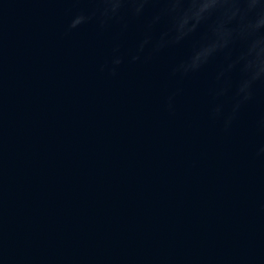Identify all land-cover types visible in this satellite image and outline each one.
<instances>
[{"label": "water", "instance_id": "obj_1", "mask_svg": "<svg viewBox=\"0 0 264 264\" xmlns=\"http://www.w3.org/2000/svg\"><path fill=\"white\" fill-rule=\"evenodd\" d=\"M94 7L0 0V264H264V84L225 130L224 55L172 71L205 26L159 51V4L69 29Z\"/></svg>", "mask_w": 264, "mask_h": 264}, {"label": "clouds", "instance_id": "obj_2", "mask_svg": "<svg viewBox=\"0 0 264 264\" xmlns=\"http://www.w3.org/2000/svg\"><path fill=\"white\" fill-rule=\"evenodd\" d=\"M95 5L89 12L77 13L69 29L97 22L103 29L111 22H119L122 12L139 17L149 4L161 5L154 22L166 18L169 32L161 36L155 51L170 44H178L192 37L201 27L206 31L195 40L186 60L173 68V75L187 76L198 72L216 55L223 54L225 65L216 77L214 95L226 94L233 77L236 78L235 100L231 115L225 120V130L230 128L242 106L254 97V86L264 84V0H91ZM139 52L143 51L144 44ZM140 56L132 57L133 62ZM120 57L112 60L108 71L116 74L122 63ZM107 67V66H105ZM104 70V68H102ZM173 97H169V112H174ZM221 106L212 110L213 118L221 115Z\"/></svg>", "mask_w": 264, "mask_h": 264}]
</instances>
